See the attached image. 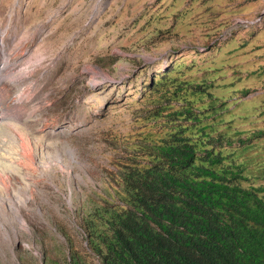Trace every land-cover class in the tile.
<instances>
[{"label": "rangeland", "instance_id": "1", "mask_svg": "<svg viewBox=\"0 0 264 264\" xmlns=\"http://www.w3.org/2000/svg\"><path fill=\"white\" fill-rule=\"evenodd\" d=\"M8 61L33 105L37 150L26 163L8 138L22 160L12 183L0 173V264L87 247L82 216L112 198L140 99L168 70L213 83L219 130L264 128V0H0V67ZM254 141L262 161L264 138Z\"/></svg>", "mask_w": 264, "mask_h": 264}, {"label": "trees", "instance_id": "2", "mask_svg": "<svg viewBox=\"0 0 264 264\" xmlns=\"http://www.w3.org/2000/svg\"><path fill=\"white\" fill-rule=\"evenodd\" d=\"M172 72L140 99L112 198L82 216L87 247L44 264H264V160L250 157L264 128L219 130L213 83Z\"/></svg>", "mask_w": 264, "mask_h": 264}, {"label": "bare ground", "instance_id": "3", "mask_svg": "<svg viewBox=\"0 0 264 264\" xmlns=\"http://www.w3.org/2000/svg\"><path fill=\"white\" fill-rule=\"evenodd\" d=\"M15 66V63L8 61L0 67V173L4 174L7 171L6 176L11 183L13 179L8 175V169L15 168L14 163H19L22 158L25 159L26 163H30L31 157H35V150H37V145L28 137L30 133L29 122H31V113L28 110L33 105L27 98V92H17L14 88L18 75L14 71ZM25 108L26 111H24ZM11 127L21 128V132H14L15 130ZM10 137L15 138L23 149L22 158L19 157L18 153H13L10 150L11 139L8 140ZM41 143L46 145L45 140L39 137L38 146ZM53 153L54 151L46 152L48 156ZM14 157L17 158L12 160Z\"/></svg>", "mask_w": 264, "mask_h": 264}]
</instances>
